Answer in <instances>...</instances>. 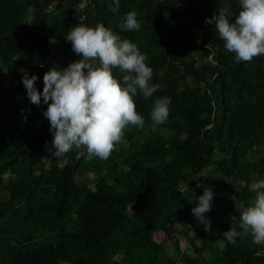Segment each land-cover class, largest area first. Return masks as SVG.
Returning <instances> with one entry per match:
<instances>
[{"label": "trees", "instance_id": "trees-1", "mask_svg": "<svg viewBox=\"0 0 264 264\" xmlns=\"http://www.w3.org/2000/svg\"><path fill=\"white\" fill-rule=\"evenodd\" d=\"M224 7L234 19L239 0H120L117 12L109 0H0V264H264V245L239 219L255 197L249 185L264 179V54L239 61L224 47L206 23ZM129 11L138 30L120 27ZM79 23L135 42L160 85L136 97L145 126L126 127L107 159H88L84 148L52 154L47 105L32 103L22 83L25 68L42 91L50 67L82 59L65 38ZM163 96L169 118L153 125ZM207 187L212 221L198 245L191 200ZM177 222L193 255L177 242L174 257L156 240ZM230 227L242 232L235 244Z\"/></svg>", "mask_w": 264, "mask_h": 264}, {"label": "clouds", "instance_id": "clouds-1", "mask_svg": "<svg viewBox=\"0 0 264 264\" xmlns=\"http://www.w3.org/2000/svg\"><path fill=\"white\" fill-rule=\"evenodd\" d=\"M239 4L234 19L232 9L224 7L207 18L206 23H214L224 47L235 53L237 60L251 61L264 54V0H239ZM109 6L117 12L120 0H109ZM28 11L31 13L32 9ZM140 26L137 13L129 11L120 27L133 31ZM65 38L75 53L82 54V59L66 67H50L43 76L42 91L36 86L39 76L25 68L20 69L22 83L32 103L47 105L42 114L50 123L52 154L59 157L84 148L88 159H107L122 140L126 127L145 126L144 116L136 110V97L142 94L147 99L160 85L152 83L153 69L139 46L130 39H122L103 23H79L71 27ZM50 42L57 40L51 37ZM117 67L127 73L122 80L114 75ZM170 105L168 96L155 99L150 112L153 125L168 120ZM249 189L255 197L251 203L240 205V228L243 233L251 232L254 243L264 245V179L251 183ZM214 195L212 187H207L202 195L195 194L191 200L195 202L194 217L206 228L211 221L205 213L211 210ZM224 235L235 244L242 232L230 227Z\"/></svg>", "mask_w": 264, "mask_h": 264}, {"label": "rangeland", "instance_id": "rangeland-1", "mask_svg": "<svg viewBox=\"0 0 264 264\" xmlns=\"http://www.w3.org/2000/svg\"><path fill=\"white\" fill-rule=\"evenodd\" d=\"M35 29H36V31L45 32L47 27L46 26L45 27H36ZM89 178H90V180H92L94 178V176H90ZM79 181L80 182H88V179L79 177ZM206 217H208L209 220L212 221V218L209 215L208 216L206 215ZM203 228H204V224L200 223L199 221H197L195 225L189 226V228H188L189 236L198 245L201 244L200 233L202 232ZM156 240L160 243H164L168 247L169 253L174 257L177 256V252H176V243L177 242L179 243L181 250H183L185 253L192 254V255L194 254L190 240L185 234V229L182 228V226L178 222L176 223L175 231L173 232V234L165 235L163 233H159L156 235Z\"/></svg>", "mask_w": 264, "mask_h": 264}, {"label": "built area", "instance_id": "built-area-1", "mask_svg": "<svg viewBox=\"0 0 264 264\" xmlns=\"http://www.w3.org/2000/svg\"><path fill=\"white\" fill-rule=\"evenodd\" d=\"M85 6V5H84Z\"/></svg>", "mask_w": 264, "mask_h": 264}]
</instances>
